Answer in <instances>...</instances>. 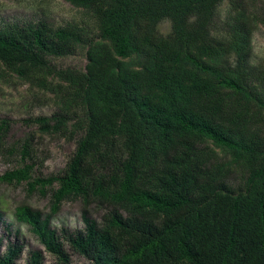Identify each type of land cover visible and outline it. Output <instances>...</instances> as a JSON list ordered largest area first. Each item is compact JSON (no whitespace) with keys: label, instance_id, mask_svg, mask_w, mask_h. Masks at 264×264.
<instances>
[{"label":"trees","instance_id":"1","mask_svg":"<svg viewBox=\"0 0 264 264\" xmlns=\"http://www.w3.org/2000/svg\"><path fill=\"white\" fill-rule=\"evenodd\" d=\"M64 1L94 29L0 25V81L14 76L58 108L24 124L76 139L47 178L33 177V134L12 149L22 167L0 184L51 195L49 215L21 205L16 221L63 264L64 243L90 264H264V64L251 61L264 0ZM82 47L84 70L52 63ZM10 127L0 120V150ZM67 201L82 203L83 232L51 227ZM93 205L107 207L100 221ZM22 251L9 245L0 264Z\"/></svg>","mask_w":264,"mask_h":264},{"label":"rangeland","instance_id":"2","mask_svg":"<svg viewBox=\"0 0 264 264\" xmlns=\"http://www.w3.org/2000/svg\"><path fill=\"white\" fill-rule=\"evenodd\" d=\"M221 10H226V4ZM45 21L54 28L75 24L94 29L93 15L83 9L74 8L64 0H0V25L26 24ZM162 35L171 33V23L164 21L158 26ZM251 61L264 64V30L254 34ZM58 67L84 70L87 64L86 48H80L75 54L52 61ZM52 95L30 89V86L8 75L0 81V120L10 122V130L0 150V177L9 171L22 167L20 158L12 154L17 143L28 135L35 136L33 145L36 166L33 177L57 176L65 169L76 148V139L43 135L37 127L24 124L25 120L38 117H52L58 112ZM222 155V154H220ZM239 184V180H236ZM57 188V184L54 185ZM27 205L39 211L43 216L51 212V195L40 192L31 193L25 183L21 185L0 184V255L6 253L8 246L18 244L23 247L22 255L16 264H29L30 254L39 251L43 255V264H63L46 251L45 247L33 235L30 228L19 224L15 219L16 207ZM84 208L81 202H64L59 212L51 218V227L59 234L66 229L71 233L85 230L83 223ZM89 215L97 221L106 213V208L91 206ZM70 255L69 264H90L85 258L73 253L64 243Z\"/></svg>","mask_w":264,"mask_h":264}]
</instances>
